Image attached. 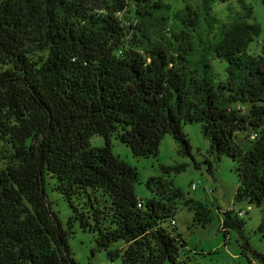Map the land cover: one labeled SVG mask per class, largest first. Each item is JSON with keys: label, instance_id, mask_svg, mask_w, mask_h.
<instances>
[{"label": "trees", "instance_id": "obj_1", "mask_svg": "<svg viewBox=\"0 0 264 264\" xmlns=\"http://www.w3.org/2000/svg\"><path fill=\"white\" fill-rule=\"evenodd\" d=\"M237 1L222 18L216 0H183L181 9L163 0H0V264H77L75 227L111 262L182 264L179 205L204 227L212 209L158 177L147 182L155 196L138 199V171L112 153V138L150 158L171 135L178 154L213 177L231 158L234 201L261 210L264 240V57L250 52L262 28ZM217 61L228 65L226 80ZM188 124L210 143L201 162ZM94 135L106 145L92 146ZM46 178L71 209L67 226ZM233 213L221 231L235 230L242 254L264 262Z\"/></svg>", "mask_w": 264, "mask_h": 264}, {"label": "rangeland", "instance_id": "obj_2", "mask_svg": "<svg viewBox=\"0 0 264 264\" xmlns=\"http://www.w3.org/2000/svg\"><path fill=\"white\" fill-rule=\"evenodd\" d=\"M173 8L181 9L183 0H163ZM216 0L214 9L222 18L228 15V7L240 6L237 0ZM253 10L254 21L262 28L261 37L251 43L250 52L264 57V0H244ZM221 79L226 80L227 67L225 62H214ZM193 146V154L201 162L202 155L210 149L209 141L203 136L202 130L197 124L183 126ZM91 145L98 148L106 145V140L101 136H93ZM112 153L135 167L139 174V180L135 185L137 198L145 201L155 192L147 187V182L153 177L171 179L174 186L183 191L185 196L205 203L212 209V221L206 227L196 223L192 212L183 204L178 207L175 220L177 232L183 236L187 245L180 250V262L182 264H264L263 261L254 259L251 253L242 254V240L235 230L224 235L222 221L224 213L234 211V216L246 222L245 235L248 237L252 249L264 255V240L257 232L261 223V210L248 202L237 203L234 201L239 177L235 171L236 162L229 157H224L216 166L214 177L206 171V165L201 169H195L192 160L178 154L179 146L171 135L162 139L159 155L157 157H135L128 146L116 138H112ZM188 164L181 173L164 174L161 165L176 167ZM55 180L46 178L47 199L52 204L53 210L58 214L65 226L71 216V209L61 193L54 190ZM239 219V218H238ZM75 235L70 239L69 245L77 264H119L111 262L106 251H101L95 256L92 253L94 237L90 232H82L75 227ZM123 243L114 244L111 250ZM252 260L250 262L249 258Z\"/></svg>", "mask_w": 264, "mask_h": 264}, {"label": "built area", "instance_id": "obj_3", "mask_svg": "<svg viewBox=\"0 0 264 264\" xmlns=\"http://www.w3.org/2000/svg\"><path fill=\"white\" fill-rule=\"evenodd\" d=\"M242 215H243V213H242ZM173 224H176L175 222H173Z\"/></svg>", "mask_w": 264, "mask_h": 264}]
</instances>
